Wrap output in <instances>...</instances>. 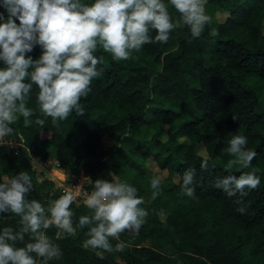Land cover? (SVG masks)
Instances as JSON below:
<instances>
[{"label": "trees", "instance_id": "1", "mask_svg": "<svg viewBox=\"0 0 264 264\" xmlns=\"http://www.w3.org/2000/svg\"><path fill=\"white\" fill-rule=\"evenodd\" d=\"M164 3L178 20L169 0ZM207 9L213 23L198 39L182 25L167 43L146 44L128 61H115L98 47L103 73L81 98L84 112H73L58 127L50 117L43 127L35 124L43 117L33 87L27 106L36 114L30 126L23 117L11 125L15 132L5 139L19 147L0 146V180L27 171L34 186L29 199L47 206L62 194L47 178L38 180L30 153L49 150L60 169L81 171L90 190L97 178H117L136 187L140 196L148 195L144 225L120 236L123 252L85 248L87 227L59 239L51 228L47 235L62 257L49 264H264V0H207ZM216 9L226 17L215 19ZM213 28L218 35H209ZM40 54L39 46L30 53L34 59ZM202 124L209 130L200 132ZM236 134L245 136L247 148L257 153L246 171L254 169L260 176V185L243 196H229L214 186L218 177L240 174L213 163L231 156L228 141ZM148 165L167 172L154 200L150 181L156 173ZM188 169L196 174L195 198L185 196L176 182ZM72 210L74 222L90 215L84 203L74 202ZM19 219L3 214L0 230L18 229ZM26 242L27 236L17 246ZM166 251L176 259H166Z\"/></svg>", "mask_w": 264, "mask_h": 264}, {"label": "clouds", "instance_id": "2", "mask_svg": "<svg viewBox=\"0 0 264 264\" xmlns=\"http://www.w3.org/2000/svg\"><path fill=\"white\" fill-rule=\"evenodd\" d=\"M169 2L179 13L178 20H173L164 0H0L5 10L0 13V146L14 134L11 125L20 117L25 126L31 125L36 110L27 105L34 86L38 88L36 103L43 117L35 124L40 127L49 117L58 127L73 112L83 114L81 98L91 92L92 82L103 73V58L96 56L98 47L115 61H128L146 44L167 43L181 25L198 39L213 23L207 0ZM209 35L218 32L213 28ZM37 46L41 54L34 59L30 53ZM247 143L240 134L228 141L227 151L235 159L226 171L231 173L235 166L240 174L218 177L214 186L229 196L246 195V190L260 185L256 171H246L252 169L257 155ZM201 167L207 169L208 162L203 161ZM162 179L154 176L150 181L153 200L160 194ZM176 182L185 196L195 198V170H186ZM33 190L27 171L0 180V216L11 213L20 218L18 229L0 230V264H49L59 260L62 251L47 235L51 228L57 230L59 239L75 236L78 228L87 227L85 248L100 253L123 252L126 244L120 240L121 234L139 232L148 216L138 189L119 179L93 181V190L84 201L90 215H81L78 222L73 219L76 197L72 191L45 206L29 199ZM26 236L28 242L17 246ZM113 240L117 241L115 245Z\"/></svg>", "mask_w": 264, "mask_h": 264}, {"label": "rangeland", "instance_id": "3", "mask_svg": "<svg viewBox=\"0 0 264 264\" xmlns=\"http://www.w3.org/2000/svg\"><path fill=\"white\" fill-rule=\"evenodd\" d=\"M208 10V9H207ZM213 16L215 19L217 20H222L226 17V14L219 12L218 9L213 11ZM182 27V25L180 26ZM196 114H200L198 111L195 110ZM207 129L209 130V128L199 125L198 126V130L200 132H206ZM47 133H43L42 136L45 137L47 136ZM109 140L106 139L104 141L105 145L109 144ZM199 153H201L203 156H206L205 153L203 152L202 148L198 149ZM46 154V159L41 158L43 156V154ZM31 164L32 167L34 168L36 175L38 177V180H42V179H48L49 182H52V189H61V183L63 185H67L68 183H71V185H68L65 187V189H70L69 191H72L73 194L76 196L77 194H81V189H88V179L82 174L81 171L79 170H67L64 172H62L60 169H58V165L56 160H54V152L53 151H49L48 152H43L42 150L37 151L35 150L34 152H31ZM235 159V157L233 156H227L224 158H218V159H214L213 163L221 166L222 168L227 169L229 166V162L233 161ZM121 165L123 168H128V164L125 161H121ZM151 170H154V172L156 173V176H162L165 177L167 175V172L164 170H159L156 166H152V165H148ZM154 167V168H153ZM236 167L233 166L232 171L231 172H235ZM117 179V178H116ZM70 181V182H68ZM68 182V183H67ZM79 187V188H77ZM145 199V204L143 205V207H145L148 204V195H144L142 196ZM163 218V216H162ZM78 232V229H77ZM129 233V232H127ZM164 256L166 259L170 260V261H174L176 259V256L174 254H171V252L166 251L164 252Z\"/></svg>", "mask_w": 264, "mask_h": 264}, {"label": "built area", "instance_id": "4", "mask_svg": "<svg viewBox=\"0 0 264 264\" xmlns=\"http://www.w3.org/2000/svg\"><path fill=\"white\" fill-rule=\"evenodd\" d=\"M5 145L6 146H9L10 148H15L16 150L18 149L19 147V142L17 141H12V140H6L5 139ZM60 169V168H58ZM62 172H64V170L60 169ZM70 182V181H68ZM67 182V183H68ZM68 185H71V183H68L66 186ZM61 189L58 188V190L60 191L61 194H64L65 192L69 191L70 189H65V185H63L61 183ZM92 190H90L89 188L88 189H81V194H77L75 197H76V200L74 202L76 203H84L86 197H87V194L90 193Z\"/></svg>", "mask_w": 264, "mask_h": 264}]
</instances>
